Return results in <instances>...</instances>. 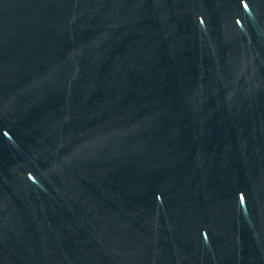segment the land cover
I'll use <instances>...</instances> for the list:
<instances>
[{"label":"water","instance_id":"1","mask_svg":"<svg viewBox=\"0 0 264 264\" xmlns=\"http://www.w3.org/2000/svg\"><path fill=\"white\" fill-rule=\"evenodd\" d=\"M0 264H264V0H0Z\"/></svg>","mask_w":264,"mask_h":264}]
</instances>
